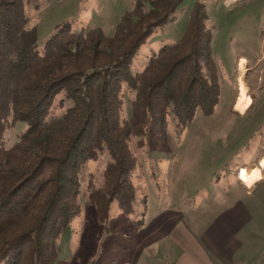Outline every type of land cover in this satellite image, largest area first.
Returning a JSON list of instances; mask_svg holds the SVG:
<instances>
[{
    "label": "trees",
    "instance_id": "16d2710c",
    "mask_svg": "<svg viewBox=\"0 0 264 264\" xmlns=\"http://www.w3.org/2000/svg\"><path fill=\"white\" fill-rule=\"evenodd\" d=\"M180 2L151 0L143 10L139 1L112 34L63 22L38 51L22 0H0V264L55 263L59 233L80 210L83 164L103 150L109 156L105 183L91 186L89 199L101 217L114 198L132 208L131 174L139 162L128 144L136 130L119 115L123 86L155 133H163L172 116L178 133L197 109L214 113L219 71L203 2L194 0L180 38L151 53L141 70L129 69ZM59 93L60 105L70 103L51 112ZM18 121L26 126L7 144L5 130Z\"/></svg>",
    "mask_w": 264,
    "mask_h": 264
},
{
    "label": "rangeland",
    "instance_id": "374dc122",
    "mask_svg": "<svg viewBox=\"0 0 264 264\" xmlns=\"http://www.w3.org/2000/svg\"><path fill=\"white\" fill-rule=\"evenodd\" d=\"M139 1L143 10L150 8L151 0H22L27 17L25 26H36L38 51L63 22H68L72 29L98 25L106 34H112L123 14L133 11ZM198 1L205 6L206 22L212 31L211 52L219 71L220 95L214 113L205 115L197 109L193 119L178 133L172 116L163 133H155L148 120L133 109V92L123 86L119 115L136 130L130 135L128 144L139 162L131 174L132 208L126 210L114 198L106 216L101 217L103 212L99 214L88 191L91 186L101 188L104 185V167L109 156L103 150L98 157L87 159L82 167L80 193L76 198L80 210L59 233L56 240L58 256L54 264H134L128 254L130 241L138 229L164 207L184 202L183 198L181 202L176 200L179 189L190 191L197 188L205 192L206 188L210 191L216 187L210 195L224 193L223 190H229L231 194L237 191V184L251 185L260 176L264 158L263 165L257 164V159L264 148V128L260 129L264 125L256 127L257 130L253 126L256 130L254 136L260 130L261 134L257 136L262 138H247L249 142L246 144H252V152L236 151V148L251 133L249 116L239 117L237 109L244 107V112L253 96L249 91L254 89L248 82L253 80L255 70L253 56L256 52L252 43L258 35L259 27L256 26L262 22L264 0ZM193 4L194 0H181L172 18L149 35L129 65L131 72L141 70L151 53L184 34ZM240 82L247 89L246 106L239 104ZM62 96V93L57 94L51 112L61 111L70 103L65 99L63 106L60 105ZM11 126L5 130L7 144L17 138L26 123L18 121ZM239 158L249 161L239 164ZM226 161L229 163L225 164ZM254 162L259 166L249 170ZM246 170L250 171V179ZM208 176L220 180L210 184ZM152 246L155 249L145 246L142 251L163 250L161 241Z\"/></svg>",
    "mask_w": 264,
    "mask_h": 264
},
{
    "label": "crops",
    "instance_id": "0c3cea01",
    "mask_svg": "<svg viewBox=\"0 0 264 264\" xmlns=\"http://www.w3.org/2000/svg\"><path fill=\"white\" fill-rule=\"evenodd\" d=\"M234 1L224 0L226 3ZM261 18V24L256 26L259 27L257 38L252 43L256 52L254 78L248 81L254 89L249 91L253 96L244 112L238 115L249 116L248 122L252 125L251 133L244 139L246 142L236 148V151L242 149L247 153L252 144L246 143L253 137L262 138L257 136L260 130L254 134L256 127L264 125V8ZM262 151L257 164L259 160L263 163L264 148ZM240 160L239 164L249 161ZM257 164L254 162L249 170L259 166ZM249 170H246L248 176ZM212 176L207 177L210 184L220 180ZM215 188L210 191L206 188L205 192L197 188L179 189L176 200L183 198L184 202L164 207L138 229L128 246L129 259L134 264H264V168L251 185L237 184V191L231 194L223 188L224 193L210 195ZM157 241L163 243L162 251H142L145 246L155 249L152 245Z\"/></svg>",
    "mask_w": 264,
    "mask_h": 264
},
{
    "label": "bare ground",
    "instance_id": "6f19581e",
    "mask_svg": "<svg viewBox=\"0 0 264 264\" xmlns=\"http://www.w3.org/2000/svg\"><path fill=\"white\" fill-rule=\"evenodd\" d=\"M244 61H242L243 63ZM245 64V63H244ZM244 64H241V67H244L243 65ZM246 86L244 85L243 82H240V94H239V97H238V100H239V104L240 105H245L246 104V98H247V92H246Z\"/></svg>",
    "mask_w": 264,
    "mask_h": 264
},
{
    "label": "flooded vegetation",
    "instance_id": "af4514ba",
    "mask_svg": "<svg viewBox=\"0 0 264 264\" xmlns=\"http://www.w3.org/2000/svg\"><path fill=\"white\" fill-rule=\"evenodd\" d=\"M259 164H261V163H260V160H259Z\"/></svg>",
    "mask_w": 264,
    "mask_h": 264
}]
</instances>
